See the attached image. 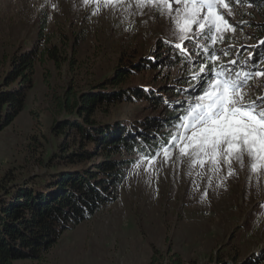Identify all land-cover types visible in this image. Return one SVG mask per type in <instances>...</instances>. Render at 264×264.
Here are the masks:
<instances>
[{
  "label": "rangeland",
  "instance_id": "1",
  "mask_svg": "<svg viewBox=\"0 0 264 264\" xmlns=\"http://www.w3.org/2000/svg\"><path fill=\"white\" fill-rule=\"evenodd\" d=\"M252 3H233L231 15L223 10L237 31L225 33L218 45H246L249 51L257 42L252 33L264 26V1L262 5ZM175 30L161 8L145 0H117L107 6L105 0H0V93L19 86L9 75L13 57L38 51L26 105L0 133V184L12 176L41 175L45 171L41 161L54 159L62 144L72 147L76 133L70 130L64 137L56 131L59 122L71 119L58 113L59 99L88 97L129 63L142 65L156 46L162 51L160 57L167 58L165 41L179 42ZM49 49L56 53L55 59ZM185 72L181 65L158 64L131 75L129 83L154 86V91L173 97L174 93L162 91L187 78ZM262 93L264 77L254 80L250 97ZM198 94H180L178 100L192 103ZM155 104L146 99L124 102L111 111L121 120L138 116L147 121L163 117L169 109L165 103L159 108ZM175 132L174 127L171 136ZM178 155V149L174 150L165 163L161 153L148 170L144 156H130L136 163L116 201L63 232L41 259L14 264H150L154 257V264H203L216 256L264 264V167L253 172L245 154L243 167L232 161L229 176L223 159L217 172L210 161L193 168L189 157L181 162ZM101 158L95 156L88 167Z\"/></svg>",
  "mask_w": 264,
  "mask_h": 264
},
{
  "label": "trees",
  "instance_id": "2",
  "mask_svg": "<svg viewBox=\"0 0 264 264\" xmlns=\"http://www.w3.org/2000/svg\"><path fill=\"white\" fill-rule=\"evenodd\" d=\"M263 1L249 0L255 3L252 5H262ZM258 31L252 33L257 40L252 46L257 47L245 51L246 45H234L229 56H221L217 61V69L221 63L227 64L231 59L238 60L235 67L239 68L250 52L256 54V61L264 58V45L260 44L264 40V28ZM165 42L164 56L167 58L160 57L162 51L156 46L155 53H148L142 65L129 63L130 68L127 65L125 71L108 79L105 87L103 84L96 86L88 97L83 94L75 100L68 96L67 99L58 100V113H66L71 119L57 124V134L66 137L73 130L76 133L71 138L74 143L71 148L64 144L59 146L58 155L56 152L53 154L54 159L46 162L40 160L41 166L45 168L41 175L25 179L12 176L7 179V183L4 181L0 184V264L41 259L63 232L93 218L102 208L119 198V189L136 163L130 156L152 154L160 146L168 144L174 126L180 122L178 118L191 104H184L178 100V96L200 93L199 82L193 79L190 81L189 78H192L193 73L200 75L199 62L205 60L206 54L203 52L205 39L202 37L185 42L191 53H200L199 57L185 56L174 47L176 41ZM229 45L216 44L214 50L219 54L221 49ZM48 54L55 59L56 53L52 49H49ZM37 57L38 51L35 50L15 55L12 59L13 69L9 75L12 82L18 81L19 86L0 93V133L13 123L26 105V95L33 86ZM158 64L168 67L181 65L186 68L184 76L188 79H182L176 87L171 86L162 91L174 93L173 97L162 95L160 90L154 91V86H134L129 83L131 75L157 68ZM207 67H213L210 61H207ZM258 68L264 69V62L258 63ZM248 70L256 69L249 67ZM143 99L155 100L156 108L168 101L165 104L169 109H166L163 117L147 121L138 116L121 120L114 117L116 114L111 111L117 104L138 103ZM163 127L170 129L164 132L161 130ZM95 156L102 158L88 167ZM255 261L259 262L260 259ZM154 262L155 257L150 264ZM175 263L178 264L177 261ZM203 264L243 263H238L235 257L226 261L216 256Z\"/></svg>",
  "mask_w": 264,
  "mask_h": 264
},
{
  "label": "snow or ice",
  "instance_id": "3",
  "mask_svg": "<svg viewBox=\"0 0 264 264\" xmlns=\"http://www.w3.org/2000/svg\"><path fill=\"white\" fill-rule=\"evenodd\" d=\"M116 2L117 0H105V5H115ZM145 2L161 8L162 14H166L175 24L174 34L179 41L174 45L176 49L185 56L199 57L200 53H191L185 42L202 37L205 39L203 52L206 54L205 60L199 62L200 75L193 73L192 76L193 80L199 82L200 93L178 118L180 122L174 126L176 132L171 136V143L142 157L146 170L154 166L161 153L164 154V162L168 163L172 159L173 151L178 149L177 159L182 162L184 157H189L190 167L193 168L198 163L203 167L210 161L212 170L218 172L223 159L228 165V175L231 176L232 161L236 160L243 167V157L246 154L251 160V170L259 171L264 167V93L253 99L250 92L251 82L264 77V69L258 68V63L264 62V58L256 61V54L250 52L239 68L235 67L238 60L231 59L227 64L221 63L217 69V61L221 56H229L234 45L230 44L228 48L221 49L219 54L214 50L217 43H223L225 33L237 31L236 26L225 18L223 10L231 15L233 3L240 6L245 0ZM260 44L264 45V40ZM207 61L212 63V68L207 67ZM249 67L256 70H248ZM136 166L139 167L140 164L137 163Z\"/></svg>",
  "mask_w": 264,
  "mask_h": 264
}]
</instances>
